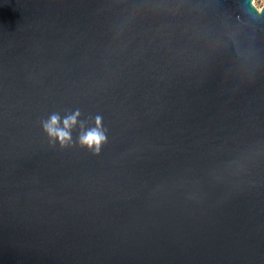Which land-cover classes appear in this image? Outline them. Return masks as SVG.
Wrapping results in <instances>:
<instances>
[{
  "label": "water",
  "instance_id": "obj_1",
  "mask_svg": "<svg viewBox=\"0 0 264 264\" xmlns=\"http://www.w3.org/2000/svg\"><path fill=\"white\" fill-rule=\"evenodd\" d=\"M0 264H264V12L0 0Z\"/></svg>",
  "mask_w": 264,
  "mask_h": 264
},
{
  "label": "clouds",
  "instance_id": "obj_2",
  "mask_svg": "<svg viewBox=\"0 0 264 264\" xmlns=\"http://www.w3.org/2000/svg\"><path fill=\"white\" fill-rule=\"evenodd\" d=\"M253 7L258 13L264 12V0H251ZM74 117L64 121V125L67 128L70 123H74ZM57 124V117L52 116L50 121L44 125L45 131L50 136H55L60 141L61 145L68 139V134L65 131L57 130L55 125ZM97 128L88 131L85 135L80 137V143L83 146L92 149L94 153H99L100 146L106 140V136L99 130L100 118H96Z\"/></svg>",
  "mask_w": 264,
  "mask_h": 264
}]
</instances>
